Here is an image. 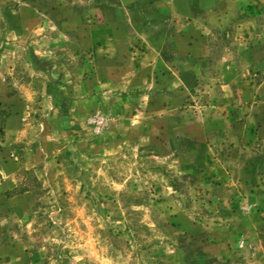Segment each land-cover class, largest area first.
<instances>
[{"label": "rangeland", "instance_id": "rangeland-1", "mask_svg": "<svg viewBox=\"0 0 264 264\" xmlns=\"http://www.w3.org/2000/svg\"><path fill=\"white\" fill-rule=\"evenodd\" d=\"M91 2L0 0V264H264V167L256 182L239 167L264 145L204 125L228 108L216 67L240 64L219 55L233 26L206 30L208 64L185 61L187 85L163 93L147 67L100 78L106 56L80 38ZM109 28L123 61L128 25Z\"/></svg>", "mask_w": 264, "mask_h": 264}, {"label": "crops", "instance_id": "crops-1", "mask_svg": "<svg viewBox=\"0 0 264 264\" xmlns=\"http://www.w3.org/2000/svg\"><path fill=\"white\" fill-rule=\"evenodd\" d=\"M23 5L30 8L36 3L23 2ZM55 6L60 8L59 5ZM72 6L75 4H71ZM89 6L99 8L101 15L97 14L95 17L94 14L91 16L90 12L87 13L86 21L91 18L88 24L92 26L87 27L84 37L80 38L86 45L93 42L92 46L98 56H106L103 58V68L100 71L97 69L100 78H116L117 75L112 73L125 64L131 65L135 70H145L147 67L153 78L155 74L158 75L155 79L161 82L159 85L163 93L170 92L169 88L173 85H187V77L183 74L185 69L182 67L185 61L196 59L203 65L208 64L211 36H208L206 30H222L223 26L231 24L234 30L229 29L220 38L230 39L233 46L224 47L219 55L230 59L235 56L240 64H233L231 61L225 63L223 68L221 65L216 67L224 74L217 81L220 91L215 99L217 104L228 108L212 121L204 122V125L207 123L213 132L219 133L224 127L232 128L236 123H243L242 135L247 149L249 142L256 143L257 146L264 145V0H100V4L96 3L94 6L93 1ZM36 17L37 20H42L41 17L48 19L46 11L38 12ZM59 18L54 17L53 23L61 24L63 20L62 17ZM75 18L69 17L68 22H75ZM49 21L52 22L51 19ZM98 22L105 26L99 34L93 29V24ZM117 22L127 24L129 29L123 37L127 48V58H123V61H119V35H112L109 28V25ZM146 23L151 25L152 32H146L140 27ZM191 25L198 29L191 31ZM234 44H237L236 48ZM116 55L118 63L115 61L117 59L111 58ZM244 68L257 73L258 79L239 77L238 73ZM18 115L12 114L9 118H18ZM262 147L264 155V146ZM239 149L237 145H231L233 152H238ZM239 167L242 169V181L256 182L254 169L264 167V160L247 159L240 162ZM5 179L3 185H12V181Z\"/></svg>", "mask_w": 264, "mask_h": 264}]
</instances>
